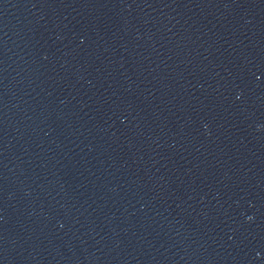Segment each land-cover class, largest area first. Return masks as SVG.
Here are the masks:
<instances>
[{"label": "water", "instance_id": "1", "mask_svg": "<svg viewBox=\"0 0 264 264\" xmlns=\"http://www.w3.org/2000/svg\"><path fill=\"white\" fill-rule=\"evenodd\" d=\"M0 264H264V0H0Z\"/></svg>", "mask_w": 264, "mask_h": 264}]
</instances>
